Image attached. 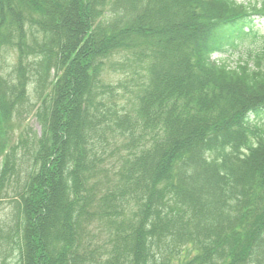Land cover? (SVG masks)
<instances>
[{
  "label": "trees",
  "instance_id": "16d2710c",
  "mask_svg": "<svg viewBox=\"0 0 264 264\" xmlns=\"http://www.w3.org/2000/svg\"><path fill=\"white\" fill-rule=\"evenodd\" d=\"M255 17L264 0H0L1 263L264 264V35L213 59Z\"/></svg>",
  "mask_w": 264,
  "mask_h": 264
},
{
  "label": "rangeland",
  "instance_id": "374dc122",
  "mask_svg": "<svg viewBox=\"0 0 264 264\" xmlns=\"http://www.w3.org/2000/svg\"><path fill=\"white\" fill-rule=\"evenodd\" d=\"M244 3H254L259 0H237ZM258 26L256 27L261 35H264V19H259ZM261 35L257 38L254 36L239 38L235 41L236 45L234 48H230L227 53H217L213 56V59L217 62H227L231 66H236L241 59H245L248 55L249 50H254L260 46ZM104 78L107 82L116 83L119 78L118 75L105 72ZM253 118V117H252ZM261 122H264V113L260 114V117L256 118ZM26 126L33 129L34 131L40 132V126L34 115L30 116L26 121ZM2 157L0 156V165L2 163ZM12 198H7L0 203V224L6 219V215L11 211ZM15 258H9L6 264H15ZM0 264L1 259H0Z\"/></svg>",
  "mask_w": 264,
  "mask_h": 264
}]
</instances>
